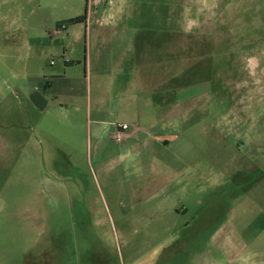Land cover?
Listing matches in <instances>:
<instances>
[{"label": "rangeland", "instance_id": "1", "mask_svg": "<svg viewBox=\"0 0 264 264\" xmlns=\"http://www.w3.org/2000/svg\"><path fill=\"white\" fill-rule=\"evenodd\" d=\"M159 1L185 8V0L148 7ZM86 7L87 0H0V264H159L177 252L178 239L204 230L260 239L250 246L264 253V0H193V21H183L193 24V66L181 68L176 114L182 192L174 193L176 181L149 200L132 192L154 184L143 165L131 156L113 161L121 143L109 131L104 142L90 137L87 108L69 128L55 97L63 82L47 86L64 64L63 48L83 60L85 25L69 23ZM62 24L80 39L52 47ZM158 154L164 164L149 173L172 172L173 154ZM133 177L143 179L129 185ZM180 204L188 210L178 213ZM217 208L230 227L189 226Z\"/></svg>", "mask_w": 264, "mask_h": 264}, {"label": "crops", "instance_id": "2", "mask_svg": "<svg viewBox=\"0 0 264 264\" xmlns=\"http://www.w3.org/2000/svg\"><path fill=\"white\" fill-rule=\"evenodd\" d=\"M149 1L117 0L111 8L95 7L88 13L86 22L79 23L85 25L82 62L70 48H63L58 55L64 64L51 72L49 78L53 81L47 83L52 89L57 81L64 84L63 88L59 85L55 97L69 111L66 121L69 128L77 123L73 116L82 115L86 108L94 116L90 121V137L98 143L104 142L108 131L114 140V124L130 125L113 161L120 162L131 156L143 165L145 180L150 181L152 177L154 184L148 182L132 192L148 200L171 191L176 181L178 188L174 193L182 192V175L176 170L181 164L179 152L175 155L179 140L176 114L180 113L181 104V68L193 66V24H183V21H193V0H185V8L171 6L169 9L168 3L160 1L153 2L155 6L150 8ZM79 39L72 29L66 36L58 32L50 36L51 44H58L52 47H64L66 41L75 44ZM69 53L78 65L66 58ZM52 64L57 65L54 61ZM88 82L89 88L84 87L82 91L81 84ZM108 115L114 119L107 121ZM166 152L173 154L169 161L172 172L149 173L155 162L164 164L163 156L158 153ZM139 179L143 177H133L128 184ZM118 190L122 191V187ZM184 190L186 195L193 196L192 189ZM218 208L195 216L189 226L194 227L200 220L199 227L204 229L230 227L227 212ZM187 210L186 205L180 204L177 212ZM202 233L178 239L177 252L161 258L159 264H264V253L250 246L260 239L247 240L228 234L208 237L204 235L205 230ZM240 244H245L246 249L239 250Z\"/></svg>", "mask_w": 264, "mask_h": 264}, {"label": "built area", "instance_id": "3", "mask_svg": "<svg viewBox=\"0 0 264 264\" xmlns=\"http://www.w3.org/2000/svg\"><path fill=\"white\" fill-rule=\"evenodd\" d=\"M116 0H88V13H91L95 7L103 6L105 8H111L115 5ZM88 16V15H87ZM68 29L67 24H62L58 27L57 32H61ZM116 133L114 135V140L117 143H122L127 137V133L130 130V125L127 123H116L114 124Z\"/></svg>", "mask_w": 264, "mask_h": 264}, {"label": "trees", "instance_id": "4", "mask_svg": "<svg viewBox=\"0 0 264 264\" xmlns=\"http://www.w3.org/2000/svg\"><path fill=\"white\" fill-rule=\"evenodd\" d=\"M87 15H88V0H87V7L85 14L82 17H79L77 19L71 20L69 24H79V23H85L87 20Z\"/></svg>", "mask_w": 264, "mask_h": 264}]
</instances>
